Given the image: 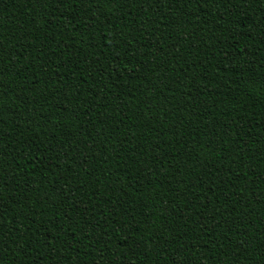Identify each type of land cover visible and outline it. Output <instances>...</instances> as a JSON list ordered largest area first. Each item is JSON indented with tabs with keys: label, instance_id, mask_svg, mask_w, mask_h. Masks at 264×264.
<instances>
[{
	"label": "trees",
	"instance_id": "1",
	"mask_svg": "<svg viewBox=\"0 0 264 264\" xmlns=\"http://www.w3.org/2000/svg\"><path fill=\"white\" fill-rule=\"evenodd\" d=\"M0 264H264V0H0Z\"/></svg>",
	"mask_w": 264,
	"mask_h": 264
}]
</instances>
